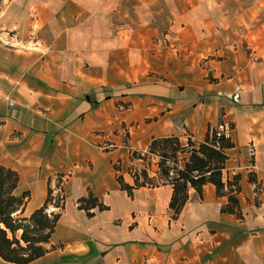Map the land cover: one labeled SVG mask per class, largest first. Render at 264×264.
<instances>
[{
	"label": "crops",
	"instance_id": "obj_1",
	"mask_svg": "<svg viewBox=\"0 0 264 264\" xmlns=\"http://www.w3.org/2000/svg\"><path fill=\"white\" fill-rule=\"evenodd\" d=\"M211 2L0 0V165L29 191L24 215L65 174L55 248L26 264H264V44L220 43ZM220 120L233 124L223 177L240 174L242 219L220 212L212 184L176 219L171 184L120 188L130 167L150 161L155 175L156 158L131 155L153 137L202 141ZM87 189L107 209H79Z\"/></svg>",
	"mask_w": 264,
	"mask_h": 264
},
{
	"label": "trees",
	"instance_id": "obj_2",
	"mask_svg": "<svg viewBox=\"0 0 264 264\" xmlns=\"http://www.w3.org/2000/svg\"><path fill=\"white\" fill-rule=\"evenodd\" d=\"M220 125L225 126L221 120L216 126H208L202 141H194L190 136L186 143H182L175 135L153 137L145 154L134 151L131 155L143 160L147 154L156 158L155 175L148 172L150 161L139 170L130 167L132 184L126 182L122 174H116L120 188L132 196L133 191L139 187L171 184L172 194L168 207L172 211L171 218L176 219L188 200L190 189L201 197L204 185L212 184L217 196L227 198L220 206V212L234 214L242 219L238 199L241 189L240 174L235 173L230 178L223 177L228 150L234 146L228 134V129L233 124L229 123L227 131L220 129ZM167 161L173 165L170 166ZM113 168L120 171L117 162H114ZM18 177L17 171L0 165V258L13 264H26L55 248L50 244V238L66 203L67 197L62 188L65 174L57 172L48 177L44 202L28 215H24V209L29 191L16 193ZM248 180L255 183L253 172L248 174ZM76 204L88 216L94 210L107 209L89 189L85 195L76 199ZM50 207L53 210L49 211Z\"/></svg>",
	"mask_w": 264,
	"mask_h": 264
},
{
	"label": "rangeland",
	"instance_id": "obj_3",
	"mask_svg": "<svg viewBox=\"0 0 264 264\" xmlns=\"http://www.w3.org/2000/svg\"><path fill=\"white\" fill-rule=\"evenodd\" d=\"M207 5L214 13L220 43L233 44L248 55L256 51L252 45L258 47L264 44V30H257L264 25V0H214ZM256 30L257 33L253 32ZM263 56L255 55L254 58L260 60ZM216 58L220 59L221 56ZM208 79L218 81L212 75H208Z\"/></svg>",
	"mask_w": 264,
	"mask_h": 264
},
{
	"label": "built area",
	"instance_id": "obj_4",
	"mask_svg": "<svg viewBox=\"0 0 264 264\" xmlns=\"http://www.w3.org/2000/svg\"><path fill=\"white\" fill-rule=\"evenodd\" d=\"M13 105V102L11 100H9L8 102V106L11 107ZM220 129H224L225 131H227V127H223L222 125L219 126ZM167 164H169L170 166H172L173 164L169 161L166 162Z\"/></svg>",
	"mask_w": 264,
	"mask_h": 264
}]
</instances>
